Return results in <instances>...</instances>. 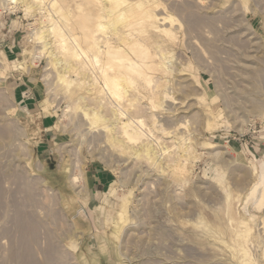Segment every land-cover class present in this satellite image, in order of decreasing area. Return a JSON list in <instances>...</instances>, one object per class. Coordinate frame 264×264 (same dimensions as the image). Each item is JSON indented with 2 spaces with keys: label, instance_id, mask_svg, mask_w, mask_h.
Returning a JSON list of instances; mask_svg holds the SVG:
<instances>
[{
  "label": "rangeland",
  "instance_id": "obj_1",
  "mask_svg": "<svg viewBox=\"0 0 264 264\" xmlns=\"http://www.w3.org/2000/svg\"><path fill=\"white\" fill-rule=\"evenodd\" d=\"M25 1L0 0V264L18 263L22 216L39 264H264V189L249 196L264 172V0H152L174 35L160 94L139 80L133 104L113 105L147 123L155 165L108 137L109 117L89 121L50 62L46 18L63 26L92 0Z\"/></svg>",
  "mask_w": 264,
  "mask_h": 264
},
{
  "label": "bare ground",
  "instance_id": "obj_2",
  "mask_svg": "<svg viewBox=\"0 0 264 264\" xmlns=\"http://www.w3.org/2000/svg\"><path fill=\"white\" fill-rule=\"evenodd\" d=\"M10 1L17 2L18 0ZM22 1L24 2L25 0ZM31 1L32 3L29 2V4L33 5L27 4V6L30 9L36 6L39 10H42L46 2V0ZM49 1L52 10L57 13L63 11L64 2L62 0ZM91 2L93 6L92 12L89 13L87 10H84L79 14L78 17L80 18L63 14L67 18L63 26L60 25L58 20L53 21L54 19L51 17H45L46 21L50 23L47 34L53 37V43L56 46V51L54 50L56 54H51L52 58L50 62L55 67H60L61 65V70L56 68L58 81L61 85L64 84L67 87V92L74 99L76 98V102L79 104H81L80 102H84L81 107L89 121L95 123L98 119H103L105 123V117H109L115 123L116 129L115 132H111L115 134L108 137H111L112 141L122 145L130 143L133 146H138V144H141V149H138V152L140 151L139 155L146 158L147 162L155 165L157 156L154 154V151L156 148L153 149L150 145L144 144L147 142L145 140L147 123L143 119L137 118L135 121L132 119V116L127 117L126 112L128 116L129 112L124 111L125 108L121 107L122 102L121 105L115 106L113 105V101L120 102L125 97H133V100H128L130 101L129 103L136 100L135 95L140 93L139 80L141 83L145 82V85H148L147 89L151 98L154 99L159 96V89L161 87L159 80L161 79L158 80V78L160 75H165L167 71V68H164L165 58L161 51L162 39H164L163 37H167L169 40H172L174 35L170 34L167 29H161V22L166 21L167 18L159 17L155 13L157 6L152 0H141L134 5L129 0H92ZM73 27H78L81 32L79 37L72 30ZM102 33L104 34L102 35ZM138 33L146 35L142 39H135ZM42 34H38L39 38H46ZM151 46H155L156 49H152ZM157 57H160V59L156 60ZM70 73L80 76V83L75 87H73L74 82L68 79L67 75ZM100 84L103 85L100 87ZM90 107L93 108L90 109ZM136 107L138 109V106ZM139 109L141 110V108ZM139 109L138 111H140ZM132 113H134L133 110ZM137 117L141 118V113ZM208 148L211 149L210 146ZM190 150L191 148H189V152L186 150V153H190ZM180 152L182 154L183 151ZM173 153L175 154H172L174 157L168 158L170 160L169 163L171 162L178 173L184 172L186 168L184 169V167H177L175 165L178 164V158L175 157L176 153ZM74 181H77L76 177L73 178ZM74 184H77V182ZM259 187L264 189V172L261 173L258 183L254 186L249 196H254ZM47 191L52 194L54 193V195L57 193L50 188ZM263 199L264 194L258 201L257 206L262 204ZM117 221L118 224L125 223L123 213L119 215V220ZM18 222L21 228V230L19 229V233L21 232L23 235L19 236L20 239L22 238V244L19 247L23 248L20 249L22 251H18V253L20 252L19 254H16L17 251L15 252L17 255L16 260H18L19 264H39L31 250V247L34 245L32 240L36 238L35 232L32 235V230L34 229H32V223L23 219V216L22 218L19 217ZM249 234L250 230L248 229L246 236ZM244 252L247 253L246 250ZM242 264L254 263L251 260H247L243 261Z\"/></svg>",
  "mask_w": 264,
  "mask_h": 264
}]
</instances>
